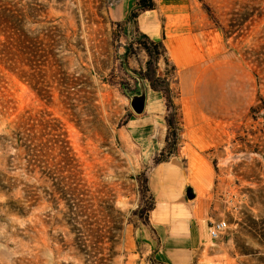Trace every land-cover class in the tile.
<instances>
[{
    "label": "rangeland",
    "instance_id": "1",
    "mask_svg": "<svg viewBox=\"0 0 264 264\" xmlns=\"http://www.w3.org/2000/svg\"><path fill=\"white\" fill-rule=\"evenodd\" d=\"M138 2L116 21L113 0H9L27 15V50L23 79L0 64V264L140 263L164 169L202 218L227 222L209 242L214 264H264V0ZM217 60L246 73L251 97L202 143L185 86ZM23 124L51 147L43 167L16 139ZM46 125L62 127L71 165ZM73 166L74 183L60 184Z\"/></svg>",
    "mask_w": 264,
    "mask_h": 264
},
{
    "label": "crops",
    "instance_id": "2",
    "mask_svg": "<svg viewBox=\"0 0 264 264\" xmlns=\"http://www.w3.org/2000/svg\"><path fill=\"white\" fill-rule=\"evenodd\" d=\"M136 1L113 0L116 10L125 13L116 21L125 20L135 10ZM238 72L240 69L231 61L217 60L196 70L187 80V98L197 114L190 117L189 124L202 143L215 140L221 127L235 122L249 102L252 83L243 70L244 80ZM160 175L152 184L154 204L148 223L140 230L144 251L138 264H214L208 247L213 242L208 234L210 222L202 218L194 199H185L183 189L187 184L176 175L167 176V180Z\"/></svg>",
    "mask_w": 264,
    "mask_h": 264
},
{
    "label": "trees",
    "instance_id": "3",
    "mask_svg": "<svg viewBox=\"0 0 264 264\" xmlns=\"http://www.w3.org/2000/svg\"><path fill=\"white\" fill-rule=\"evenodd\" d=\"M10 3L9 0H0V64L4 66V68L16 75L19 76V78H24V57L26 55V35L23 31L24 28V22L26 20L27 15L24 13V10H16V13H14L10 9ZM137 8L142 11H150L155 9V2L154 0H139ZM33 13H36V10H32ZM15 15H14V14ZM134 17V14L130 16L129 19H132ZM144 39H148L146 35L142 36ZM160 43V42H159ZM159 44L153 43V46L156 48ZM146 52L149 54V56L152 57V52L149 47H145ZM157 51V48H156ZM129 55V51L127 50L124 55L120 57L122 61V66L125 68L126 72H128L133 78L138 79L136 76V72L131 70L127 63V57ZM163 93L170 94V90L168 88H165ZM142 94V93H141ZM137 94V95H141ZM136 94H129L130 98L137 97ZM46 124L48 122H45ZM44 123V126H45ZM49 124V123H48ZM45 130H48L49 132H54L55 138L57 141H55V144L62 143L59 150L60 153L63 155V163L65 165H71L70 163H67L68 156L70 154L68 147L64 145L65 141L61 140V138L65 135L62 132V127H58L57 129L50 127L49 125H46ZM16 139L19 141L25 142V148L28 156H30L31 160H29V163L32 164L33 162L39 163L37 167H43L41 164H44V161L36 160L37 158L41 157L39 153H43L44 149H51L48 145L42 146V148L39 145H34V139L35 137L31 136L30 130L27 129L26 125H21L18 128V131L15 133ZM165 162V160H161L157 162V164H161ZM72 169L69 170V175L62 178L60 184L66 183V185H71L75 181V171L73 169L75 166L71 167Z\"/></svg>",
    "mask_w": 264,
    "mask_h": 264
},
{
    "label": "built area",
    "instance_id": "4",
    "mask_svg": "<svg viewBox=\"0 0 264 264\" xmlns=\"http://www.w3.org/2000/svg\"><path fill=\"white\" fill-rule=\"evenodd\" d=\"M228 224L225 220L212 221L208 227V234L212 241L219 240L227 231Z\"/></svg>",
    "mask_w": 264,
    "mask_h": 264
},
{
    "label": "water",
    "instance_id": "5",
    "mask_svg": "<svg viewBox=\"0 0 264 264\" xmlns=\"http://www.w3.org/2000/svg\"><path fill=\"white\" fill-rule=\"evenodd\" d=\"M187 196L189 199H193L195 197V195L191 192V190L187 191Z\"/></svg>",
    "mask_w": 264,
    "mask_h": 264
}]
</instances>
